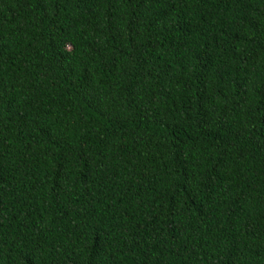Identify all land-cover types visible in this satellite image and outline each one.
I'll use <instances>...</instances> for the list:
<instances>
[{"label":"trees","instance_id":"obj_1","mask_svg":"<svg viewBox=\"0 0 264 264\" xmlns=\"http://www.w3.org/2000/svg\"><path fill=\"white\" fill-rule=\"evenodd\" d=\"M0 264H264V0H0Z\"/></svg>","mask_w":264,"mask_h":264}]
</instances>
